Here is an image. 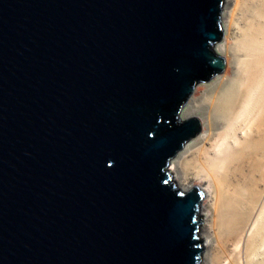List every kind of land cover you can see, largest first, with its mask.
<instances>
[{
  "label": "water",
  "instance_id": "1",
  "mask_svg": "<svg viewBox=\"0 0 264 264\" xmlns=\"http://www.w3.org/2000/svg\"><path fill=\"white\" fill-rule=\"evenodd\" d=\"M224 1L0 0V264H201L168 168Z\"/></svg>",
  "mask_w": 264,
  "mask_h": 264
},
{
  "label": "bare ground",
  "instance_id": "2",
  "mask_svg": "<svg viewBox=\"0 0 264 264\" xmlns=\"http://www.w3.org/2000/svg\"><path fill=\"white\" fill-rule=\"evenodd\" d=\"M224 3L214 52L231 73L186 102L183 120L203 132L168 169L184 191L197 183L204 192L201 264H264V0Z\"/></svg>",
  "mask_w": 264,
  "mask_h": 264
},
{
  "label": "rangeland",
  "instance_id": "3",
  "mask_svg": "<svg viewBox=\"0 0 264 264\" xmlns=\"http://www.w3.org/2000/svg\"><path fill=\"white\" fill-rule=\"evenodd\" d=\"M226 1H228V0H225V2ZM224 5H225V3L223 4V7H224ZM222 7V8H223ZM221 26H222V24H221ZM224 60H225V70L219 75V76H224V74H225V72L228 70L229 71V73H231V68H230V65H229V62H228V60L224 57ZM219 76H216V77H214L212 80H210L209 82H206V83H201V84H199L198 86H196V88H195V90H194V92H193V95L192 96H194L195 98L196 97H200V95H202V91H204V89H206V87H210L211 85H213V84H215L216 83V81L218 80V77ZM186 109H187V105L184 107V109H183V111H182V114H181V119H187V118H184V116H183V114H184V112L186 111ZM201 125H202V129H201V132H203V127H204V125L201 123ZM200 132V133H201ZM195 138H197V136L195 137ZM194 138V139H195ZM169 170V169H168ZM171 170H169V172H170ZM172 173V175H173V180H175V182H176V185H177V189H178V187H179V189L181 188V186L179 185V183H180V175L178 174V173H176V172H171ZM194 186H199V184H197V183H195L194 184ZM193 187V186H192ZM200 187V186H199ZM181 189H183V188H181ZM184 190V189H183ZM188 190V189H187ZM205 197L202 199V203H201V205H202V207H203V204L205 203ZM201 215H202V224H201V227H200V229L202 230V228H203V224H204V215H205V213H202V209H201ZM201 240H202V242H203V244H205V242L203 241V239L201 238ZM204 253H205V247H204ZM204 253H203V256H204Z\"/></svg>",
  "mask_w": 264,
  "mask_h": 264
}]
</instances>
